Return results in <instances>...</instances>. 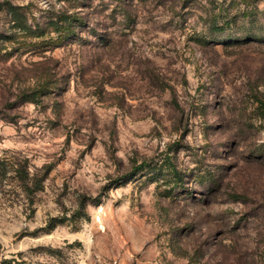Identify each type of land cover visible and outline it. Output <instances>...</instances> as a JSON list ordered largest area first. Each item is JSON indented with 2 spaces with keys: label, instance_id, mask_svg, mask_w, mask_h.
I'll list each match as a JSON object with an SVG mask.
<instances>
[{
  "label": "rangeland",
  "instance_id": "374dc122",
  "mask_svg": "<svg viewBox=\"0 0 264 264\" xmlns=\"http://www.w3.org/2000/svg\"><path fill=\"white\" fill-rule=\"evenodd\" d=\"M17 8L81 26L25 45ZM257 97L264 0H0V264H264Z\"/></svg>",
  "mask_w": 264,
  "mask_h": 264
},
{
  "label": "trees",
  "instance_id": "16d2710c",
  "mask_svg": "<svg viewBox=\"0 0 264 264\" xmlns=\"http://www.w3.org/2000/svg\"><path fill=\"white\" fill-rule=\"evenodd\" d=\"M18 9V8H17ZM17 15H20L21 18L14 20V25L12 26L19 34H22V37L31 39L30 41H24L23 44H29L35 42L34 45L38 43V39L48 38L51 40H57V43H65L73 40V35L77 32V26L81 24L78 12H70L69 9H62L55 17L50 16L47 22L41 24L42 22H37L34 24H29L27 21L26 13L17 10ZM79 28V27H78ZM14 37L9 36V42L13 43ZM15 42V41H14ZM30 44V45H31ZM24 45V46H25ZM48 86H40L36 89H33L30 92L24 93L22 95L23 100L30 101L33 103H40L44 96L49 93ZM257 100L261 102V110L264 115V101L263 99ZM2 159H0V164ZM7 165V164H6ZM141 167H135L129 174V176H134L139 172ZM9 172V177L14 181L16 185H19L23 191L27 193H33L42 188V182L45 180L46 175L36 176L31 175L27 161H12L9 162V170L4 171L6 175ZM47 174V173H46ZM128 176V175H126ZM18 183V184H17ZM16 264H22L21 262H16Z\"/></svg>",
  "mask_w": 264,
  "mask_h": 264
}]
</instances>
